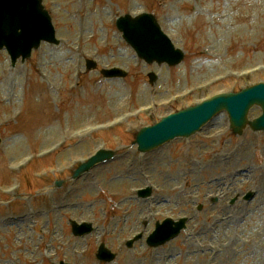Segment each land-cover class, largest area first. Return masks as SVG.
I'll return each instance as SVG.
<instances>
[{
    "label": "rangeland",
    "instance_id": "obj_1",
    "mask_svg": "<svg viewBox=\"0 0 264 264\" xmlns=\"http://www.w3.org/2000/svg\"><path fill=\"white\" fill-rule=\"evenodd\" d=\"M43 5L60 44L42 45L14 67L0 52V264H264V133L234 136L222 114L149 154L133 145L140 128L172 112L264 82V0ZM141 11L183 50L181 64L148 66L121 40L115 19ZM85 59L96 71L85 70ZM111 67L127 71L126 80H104L99 71ZM259 115L252 108L248 119ZM102 149L117 153L115 161L71 181ZM220 149L230 154L227 165L212 162ZM145 187L152 192L139 199ZM213 215L231 222H212ZM181 217L188 224L176 240L146 246L156 222ZM70 221L91 223L94 232L75 238ZM101 243L117 255L113 262L96 260Z\"/></svg>",
    "mask_w": 264,
    "mask_h": 264
},
{
    "label": "water",
    "instance_id": "obj_2",
    "mask_svg": "<svg viewBox=\"0 0 264 264\" xmlns=\"http://www.w3.org/2000/svg\"><path fill=\"white\" fill-rule=\"evenodd\" d=\"M117 27L141 57L148 58L151 55L149 57L152 60L159 63L167 62L169 65H176L181 61L182 53L178 50L170 51L172 49L170 42L160 31L152 16L143 15L135 19L127 16L118 21ZM40 40L54 41L50 18L41 6V0H0V49L5 46L13 61L20 56L25 59L29 57L31 49L39 45ZM159 47L164 49L167 57H152ZM253 104L261 106L263 116L250 126L253 130L264 129V85H261L239 95L215 97L199 106L166 118L154 128L142 130L136 138V143L139 150L145 151L175 136L189 135L199 130L202 124L222 109L228 112L234 131L239 132L246 123V112ZM109 155L106 152H99L83 169L87 170ZM183 223L184 221H181L173 229L167 221L163 226L158 227L153 237L158 239V243H162L175 236L183 227Z\"/></svg>",
    "mask_w": 264,
    "mask_h": 264
},
{
    "label": "bare ground",
    "instance_id": "obj_3",
    "mask_svg": "<svg viewBox=\"0 0 264 264\" xmlns=\"http://www.w3.org/2000/svg\"><path fill=\"white\" fill-rule=\"evenodd\" d=\"M213 157L216 158V160L212 161V162H221V163H217L218 166H223V165H227V163L225 164H222L223 162H225L226 160L230 159V154L228 153H225L224 151H222V149H220V152L218 151H214L213 152ZM215 184H220V182H218L217 179H215ZM233 190V189H232ZM137 211L140 213V214H143L144 215L146 214L147 212V206L146 205H143L141 204L138 208H137ZM128 214V213H127ZM145 217V216H144ZM211 221L212 222H220V223H228V222H231V217L230 216H215L213 215L211 217Z\"/></svg>",
    "mask_w": 264,
    "mask_h": 264
}]
</instances>
